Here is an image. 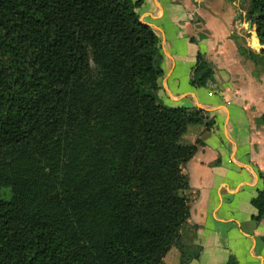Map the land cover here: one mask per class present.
Instances as JSON below:
<instances>
[{
	"label": "trees",
	"instance_id": "1",
	"mask_svg": "<svg viewBox=\"0 0 264 264\" xmlns=\"http://www.w3.org/2000/svg\"><path fill=\"white\" fill-rule=\"evenodd\" d=\"M142 1L0 0V264H167L172 244L186 261L172 192L205 115L162 104ZM244 8L264 71V0ZM252 204L261 220L264 188Z\"/></svg>",
	"mask_w": 264,
	"mask_h": 264
},
{
	"label": "crops",
	"instance_id": "2",
	"mask_svg": "<svg viewBox=\"0 0 264 264\" xmlns=\"http://www.w3.org/2000/svg\"><path fill=\"white\" fill-rule=\"evenodd\" d=\"M244 7L242 0H143L136 9L160 40L162 104L205 115L184 134L197 145L182 165L189 187L172 192L190 206L180 229L190 240L186 261L172 244L167 264H264V217L255 218L252 204L264 188V71L255 61L262 44L256 24L244 23Z\"/></svg>",
	"mask_w": 264,
	"mask_h": 264
},
{
	"label": "rangeland",
	"instance_id": "3",
	"mask_svg": "<svg viewBox=\"0 0 264 264\" xmlns=\"http://www.w3.org/2000/svg\"><path fill=\"white\" fill-rule=\"evenodd\" d=\"M249 0H246L248 2ZM245 4V3H244ZM244 23H246V27H252L254 24H256V15H252L251 17L247 14V12L244 14ZM251 25V26H250ZM256 27V26H255ZM185 240V237L183 238ZM186 242H189L190 240H185Z\"/></svg>",
	"mask_w": 264,
	"mask_h": 264
},
{
	"label": "bare ground",
	"instance_id": "4",
	"mask_svg": "<svg viewBox=\"0 0 264 264\" xmlns=\"http://www.w3.org/2000/svg\"><path fill=\"white\" fill-rule=\"evenodd\" d=\"M246 4V0H242Z\"/></svg>",
	"mask_w": 264,
	"mask_h": 264
}]
</instances>
